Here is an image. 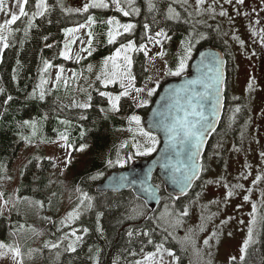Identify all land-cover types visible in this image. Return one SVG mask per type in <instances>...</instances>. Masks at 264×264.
<instances>
[{
  "label": "trees",
  "instance_id": "obj_1",
  "mask_svg": "<svg viewBox=\"0 0 264 264\" xmlns=\"http://www.w3.org/2000/svg\"><path fill=\"white\" fill-rule=\"evenodd\" d=\"M166 4L164 2V6ZM140 7L144 10V3ZM123 8L130 15L124 16L111 7L89 8L87 13L81 14L67 12L57 0H49L48 11L37 18L30 29L25 31L24 28L19 35L12 36L2 52L0 189L10 208L0 214V243L12 250L19 249L21 264H137L140 255L154 252L161 242L177 255L180 264L186 260L188 253L161 226L156 215L161 207L151 210L131 189L109 193L95 191L96 184L111 171L126 167L129 152L136 148L134 145L144 142L129 117L142 115L143 121L153 96L149 104L139 108L122 97L118 110L112 109L107 97L97 91L101 87L90 96V102H85L88 107H67L61 102V96L67 98L83 65L97 71L115 49L127 43L125 37L108 42L112 17H121L123 25L133 23L135 27H143L148 22L152 31L160 27L163 33H173L171 39L165 36L167 42L175 43L166 52L171 54L173 69L177 64L174 58L183 56L189 43L194 52L207 45L223 48V42L218 40L223 36L213 32L212 41L204 40L205 34L195 37L191 28L167 19L162 8L154 20L148 19L143 10L131 16L133 10ZM80 25H90L94 64L84 59L75 65L68 64L61 57L67 41L65 30ZM139 33L136 31L133 35L132 31L127 37L135 40ZM134 55V83L140 85L146 75L144 55L137 52ZM45 61L68 65L66 80L63 81L62 71L60 81L51 87V66L46 68ZM41 77L46 83L43 99L33 96L32 92ZM102 88L106 92L118 91L117 84ZM9 96L11 100L7 99ZM58 139L72 149V158L64 168L60 169L57 162L44 155L30 154L24 163L20 162L26 153L24 146L50 144ZM77 149L80 150L76 153ZM144 157L148 156L141 158ZM118 160L123 163H117ZM18 162L21 164L16 166ZM152 182L159 188L163 201L171 203L169 214L176 213L182 200L169 197L157 175H153ZM71 246L75 250L67 251ZM242 264H264V224L258 241L251 246Z\"/></svg>",
  "mask_w": 264,
  "mask_h": 264
},
{
  "label": "rangeland",
  "instance_id": "obj_2",
  "mask_svg": "<svg viewBox=\"0 0 264 264\" xmlns=\"http://www.w3.org/2000/svg\"><path fill=\"white\" fill-rule=\"evenodd\" d=\"M48 1L49 0H45L47 5ZM57 1L67 12L81 14H85L88 11L84 12L81 10L77 12L76 10L82 9L84 3L91 2V0ZM106 2L113 10L114 8L116 9V5L112 3V0H106ZM164 2L167 3L165 6ZM143 3L145 6L144 10L140 7ZM148 3L149 0H121V7H129L132 10L133 8H137L140 12L143 10L142 13H144L148 19L152 20L155 19L157 11L162 8L163 14L167 19L174 22H181L185 28H191L195 32V37H201L205 34L203 37L204 40L212 41L211 37L213 32L218 31L220 37H224V39L218 37V40L229 45L228 47L235 52V57L239 64V84L235 93L243 92L244 84L249 81L247 75L255 70L251 66L254 59L252 57L261 56L259 52L264 45L261 43L259 35L254 36L252 34L253 30L259 33L261 29H264V0H245L243 5H236L235 3L230 5L224 3V0H219V3L214 5L215 13L213 14H209L205 11L209 5H212V0H205V3L201 6H197L196 0H186V2L185 0H151V3L154 5L152 9H149ZM27 4L25 6L26 12L28 13L27 16L18 19L15 24L5 25L3 34L6 36L7 42H9L12 36L19 35L24 28H27L29 20H31V23H34L37 18L41 17L37 16L33 18L31 15L32 12L37 10L35 7L36 0H31L28 7ZM4 5L8 11H0V24H5L6 21L10 20V12L19 15V6L16 0H4ZM221 5L228 15L220 16L218 14L221 11ZM157 6H160L158 7L159 10ZM169 6H171L173 10L171 13L169 12ZM236 8H239L241 13H248V15H238ZM253 9L256 11L253 12ZM136 13L135 11H131V16ZM120 18L112 17V23H110V32L112 36H114V41L118 37H122V39H124V37L126 38L125 41L127 43L117 48L120 49V55H116L117 49H115V51L103 61L102 67L97 71H94V67L92 66L83 65L81 71H78L76 74L78 79L73 82L71 90L66 96V101L65 98L61 96V102L64 105L67 104V107L79 108L80 105H84L85 102H90V96L98 87H101V90L97 91L108 94L105 95V97L108 98H106L108 103L109 96L113 98L120 96V99L116 102L117 110L119 108V101L122 97L130 99L133 104L139 108L144 105L143 101L146 100L148 103L152 96V98H154L167 78L170 79L173 77V75L169 74V70L172 69V61L166 52L170 51L169 49L175 45V43L167 42L168 38L165 36H170L171 39L174 34L164 33L162 36H156L157 32H162L161 28L158 27L152 31L148 22H145V24L143 23V27H135L133 23H129L133 24L135 29L132 28L128 32H125ZM107 19L108 18H106V20ZM126 21H128L127 18ZM256 21H259V23H256ZM126 24L127 23H124V25ZM145 25H147V28ZM89 27L90 25L84 27L73 26L68 29V34H66L67 41H65L61 51V53H67L66 56L61 55V57L68 64L72 63L75 65L76 62L81 61V59L94 64L96 58L93 57L92 54H89L91 53L90 47L92 42V35H89V33H91ZM132 31L133 35L136 31H140V33L135 36V40H132V37H127ZM89 41L91 42L89 43ZM123 41L124 40H122V42ZM130 41L134 45L133 49H127L126 47ZM241 41H243V43H241ZM141 45H143V48H141ZM4 49L5 48L0 46V60ZM135 52L142 53V55L145 54L143 59L146 75L140 85L134 83L135 78L133 77V67L136 59V55H134ZM195 53L196 52L191 51V56L186 61L184 73L177 77L187 74L189 70L188 62L191 61ZM125 55H128L132 61L131 77H125L123 79L116 77L114 82L106 84L105 80L113 79L112 73L116 71L114 64H118L121 66L122 70L124 69L126 62L123 57ZM110 57H114V60L109 59ZM248 57L252 59L248 61ZM179 58L180 57L174 58L177 60V63ZM49 64H51L49 72L51 75L50 86L53 87L57 81V76L59 75L60 77L62 71L65 74L63 81L66 80L69 73L65 71V69L68 68V65ZM73 76L74 74L72 77ZM236 77L234 79H236ZM96 79H98V81H94ZM250 81H254L253 84H255L258 89L257 97L261 99L264 95V87H262L263 76L255 72ZM122 83L124 87H121ZM45 84L44 77H41L32 90L33 96L37 98L41 97L45 91ZM70 84H72V82ZM116 84L118 85V91L116 92H106L102 88L105 86L112 87ZM138 88L144 91L137 93L136 89ZM149 89L153 90L152 96L147 95ZM0 90H2V87H0ZM125 90L128 91L129 95H120V93ZM152 102L153 101H151V103ZM135 115L139 116L138 114ZM139 117L141 118L142 115ZM132 123L138 129L135 122L133 121ZM141 124H143V121H141ZM140 127H142V125H140ZM233 137H235V135H233ZM140 139L143 141L142 137H140ZM223 141V145H227L226 154L233 157L229 163V176L224 181L210 180V178L213 177V169L219 166L218 163L214 166L215 158L213 157V164L209 167L211 170L209 176L206 173L203 174L195 184V188L190 195L179 199L182 200L180 209L172 215H167V213L171 211V203L168 200H162L159 206V208H162L160 209L161 212L159 210L156 214L162 228L165 229L169 235L171 234L170 236L173 240L188 253L183 264H231L233 260L232 257L236 258L235 260L238 261V264H242L244 260H240V256L242 255L241 247L245 240L248 239L249 228L252 229V242L248 245L246 252L243 253L244 259L248 256L251 246L258 241L260 236L262 227L261 214L264 202V179L255 184H253L252 181L257 175L264 177V158L261 157V153H264V150L252 147L247 135L244 137V147L241 149L234 144V139L224 137ZM223 145L218 144L215 148V152L220 153L219 148H222ZM24 148V152L26 153L25 156H23L24 159H21V163H24L29 158L28 156L30 154H32V156L44 155L46 158H50L57 162L58 167L62 169L72 158V149L65 146L60 139L50 144L42 143L30 147L24 146ZM79 150L80 149H77L75 152L77 153ZM136 151L137 149L135 148L129 152L128 164L135 160L136 157H143L140 155L134 157ZM151 155L147 156L149 157ZM218 156L220 155L218 154ZM209 159L211 160L212 157ZM20 162H18L16 166L20 165ZM209 162L208 160V164ZM235 185H241V187H234ZM228 192H232V195L228 196ZM245 196H248V200L244 199ZM253 206L256 208L255 212H253ZM9 208L10 205L4 200L0 189V214L7 213ZM185 209H187V215H181ZM70 235L75 238L71 233ZM205 240L208 241L207 244L204 243ZM159 245L160 246L157 247L154 252L140 255L137 264H177L176 259L168 254L171 250H169L166 244L161 242ZM73 248L74 247L71 246L67 251H73ZM175 256L177 257V255ZM0 264H21V261L19 256H17L12 249L5 246L4 248H0Z\"/></svg>",
  "mask_w": 264,
  "mask_h": 264
},
{
  "label": "snow or ice",
  "instance_id": "obj_3",
  "mask_svg": "<svg viewBox=\"0 0 264 264\" xmlns=\"http://www.w3.org/2000/svg\"><path fill=\"white\" fill-rule=\"evenodd\" d=\"M18 6H19V15H17L14 12H10V20L6 21L5 24H0V46L3 48H7L9 45L7 43V38L3 34V30L5 28V25H11L15 24L18 19L21 17H25L28 15L26 12L25 6L28 3V0H16ZM186 2V0H185ZM112 3L116 5V9L123 13L124 16L130 15L129 11H125L123 7H121V0H112ZM205 3V0H196L197 6H201ZM219 0H212V5H209L205 11H207L209 14L215 13V7L214 5L218 4ZM224 3L226 4H233L236 5H243L245 3V0H224ZM36 11L32 12V17L35 18L37 16H42L48 11V5L45 2V0H36ZM108 8L109 4L106 2V0H91V2H86L83 5L82 9H77L76 11H84L87 12L89 8ZM149 9L154 8V5L151 3V0H149L148 3ZM0 11H8V9L4 5V0H0ZM133 11L138 12L139 9L133 8ZM173 10L171 6H169V12L171 13ZM256 10L253 9V12ZM236 12L238 15H248V13H241L239 8H236ZM220 16H226L228 13L223 9V6L221 5V11L218 13ZM178 16V14H177ZM92 18L89 17V20ZM231 19V18H230ZM109 23H112L110 20ZM256 23H259V21H256ZM32 26L31 20L28 21V28L25 29L27 31ZM80 27H84V25H80ZM147 28V25H145ZM124 31L128 32L132 28H134L133 24H126L123 25ZM69 31V30H65ZM254 36L259 35L260 41L262 44H264V29H261L259 33H257L255 30H253L252 33ZM91 35V33H89ZM109 43H113L114 37L112 36V33L109 32ZM164 35L163 32H157L156 36H162ZM235 38V37H234ZM91 41H89L90 43ZM159 42V41H157ZM243 43V41H241ZM183 44V42H182ZM48 47H51V45H47ZM123 47V46H122ZM127 49H133L134 45L130 41L128 45L126 46ZM141 48H143V45H141ZM192 51L191 43H189L188 47L185 50V54L181 56L178 60V63L176 64L174 69L169 70V74L173 76H180L182 73H184L186 69V61L190 58ZM91 54V53H89ZM254 54V53H253ZM61 55L66 56L67 53H61ZM116 55H120V49H117ZM109 59H113L114 57H110ZM124 61L126 62V65L124 69H121V66L118 64H114V68L116 71L112 73L113 79L105 80V83H112L114 82V79L116 77H120L121 79L125 77H131V58L128 55H125L123 57ZM213 62L217 64L218 66L214 70V75L208 77L205 79H197V80H191L189 81V85H196V84H202L204 91L198 92L195 89H185L184 91L187 93L186 97L184 98L185 102L184 104L180 103V100L177 99L176 102V113L172 114L169 112L167 116H164L163 119L156 121L153 125L154 127H160L163 128L165 133L168 136L169 140V147L170 148H176L177 146H180V151H177L175 153L176 157H179L181 155V152L184 153L186 159L185 160H179L177 159L175 163H169L165 162L164 167H170L172 169L171 172V181L173 184L177 185L180 189L181 193H184L188 187L191 186L194 179L198 178L199 173L203 170V165L200 164L199 157H200V148L201 145L204 142V136L209 131H214V121H210L209 117L205 115L203 108H204V101L211 95L213 96V103H212V111L211 115L214 117L217 114L219 105H220V89L223 86V73H222V65L223 61L213 58ZM50 64L48 61H45V67H49ZM59 75L57 76V80H59ZM99 79V77H98ZM254 81H250L248 84V88H253ZM121 87H124V84H121ZM2 91V90H0ZM143 89H136V92H142ZM101 96L108 95L107 93L101 92ZM122 96L129 95L128 91L125 90L124 92L120 93ZM148 96L153 95V90L149 89L147 92ZM179 95V94H177ZM43 99V94L40 97ZM8 100H11L12 97L9 96L7 98ZM120 99V96L111 97L109 96V103L111 104L113 109L117 108V101ZM147 101H143V104H146ZM89 105L84 104L80 105V107H88ZM240 109L236 108L235 112H239ZM182 112L183 115H179V113ZM163 115V114H162ZM130 122H135V124L138 126L139 135L143 138V143H136L134 146L136 147V155L140 156H147L151 155L153 152L157 150V145L159 144V140L157 136L151 131V130H145L143 127H140L141 125V119L137 115H132L129 117ZM261 157L264 158V153H261ZM111 163V161H109ZM117 163H123L122 161L118 160ZM179 174V175H177ZM264 179V177L257 175L255 179L252 181L253 184L257 183L258 181ZM211 183V181H210ZM234 187H241V185H235ZM146 192H149L152 195H155L156 188L149 185L147 188L144 189ZM232 192H228V196H231ZM245 200H248V196L244 197ZM83 203V201H81ZM89 207L91 205L89 204ZM256 211L255 206H253V212ZM181 215H187V209H185ZM87 231V230H85ZM132 233L129 232V236H131ZM147 235V233H145ZM77 239H80V237H77ZM252 242V229L249 228V235L248 239L245 240L243 246L241 247V253L240 260H244L243 253L246 252V249L248 245ZM151 243V241H149ZM205 244L208 243L207 240L204 241ZM5 245L3 243H0V248H4ZM75 250L74 248L72 249ZM15 254L17 256L20 255L19 249H13ZM170 256H173L177 264H179V258L175 256V253L172 251H169L168 253ZM233 260H235V257H232Z\"/></svg>",
  "mask_w": 264,
  "mask_h": 264
},
{
  "label": "water",
  "instance_id": "obj_4",
  "mask_svg": "<svg viewBox=\"0 0 264 264\" xmlns=\"http://www.w3.org/2000/svg\"><path fill=\"white\" fill-rule=\"evenodd\" d=\"M213 58L223 61L221 70L223 73L224 86L226 60L223 52L214 46H204L200 48L191 60L188 74L184 77L165 82L160 87L150 109L144 117L143 123L146 129L151 130L160 139V144L155 153L149 158L134 160L125 169L109 173L102 181L96 184L95 191L97 193L120 192L131 189L138 198L145 201L150 209H155L160 203L161 193L159 188L152 182L153 175H157L162 180L165 186V192L171 197L181 198L192 189L202 171L199 173L198 178L193 180L191 186L188 187L184 193H181L179 187L171 181L170 177L172 169L170 167H164V164L166 161L171 164L175 163L177 159L185 160L186 157L183 152H181L179 157H176L175 153L180 151V146L170 148L168 136L164 129L154 127L153 125L156 121L167 116L169 112L177 114L175 105L177 99L180 100L181 104H184V98L187 95L184 91L185 89H195L198 92L204 91L202 84L189 85L188 82L197 79L206 80L208 77L214 75V70L218 65L213 62ZM223 86L220 89V105L217 114L214 117L211 115L213 96L210 95L203 102V111L205 115L209 117L210 121H214V131L218 128L223 113ZM179 115H183V113L180 112ZM214 131H209L204 136V142L200 148V157L198 161L200 164V160L205 154L208 141ZM149 185L156 188L155 195L144 190Z\"/></svg>",
  "mask_w": 264,
  "mask_h": 264
},
{
  "label": "flooded vegetation",
  "instance_id": "obj_5",
  "mask_svg": "<svg viewBox=\"0 0 264 264\" xmlns=\"http://www.w3.org/2000/svg\"><path fill=\"white\" fill-rule=\"evenodd\" d=\"M228 46L227 43L223 46V52L226 58V82L223 86V113L217 130L211 135L208 141L202 159L203 174L206 173L209 176L211 171L209 167L213 164V157L215 158L214 166L217 163L219 166L213 169V177L210 178V180L219 181H224L229 176V163L233 158L229 154H226L227 145H223L224 137L234 139V144L241 149L244 147V137L247 135L252 147L264 150V95L261 99H258V89L255 84H253L252 89L248 88L250 79H252L255 72L263 76L262 87H264V45L259 52L261 56L252 57L254 59L251 66L255 70L247 75L249 81L244 84L243 92L237 94L235 92L239 84V64L235 57V52ZM252 58L248 57V61ZM235 77L236 79H234ZM236 108H239L240 111L235 112ZM233 135H235V137H233ZM218 144L223 145L222 148H219L220 153L215 152V148ZM218 154L223 158L218 156ZM211 157L212 159L210 160L209 158ZM208 160L210 161L209 164ZM261 216L262 223L264 224V202Z\"/></svg>",
  "mask_w": 264,
  "mask_h": 264
}]
</instances>
